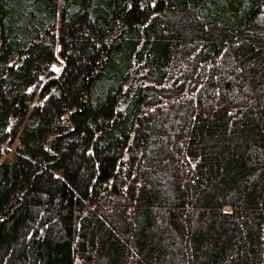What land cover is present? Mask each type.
<instances>
[{
  "label": "trees",
  "instance_id": "trees-1",
  "mask_svg": "<svg viewBox=\"0 0 264 264\" xmlns=\"http://www.w3.org/2000/svg\"><path fill=\"white\" fill-rule=\"evenodd\" d=\"M0 264H264V0H0Z\"/></svg>",
  "mask_w": 264,
  "mask_h": 264
},
{
  "label": "rangeland",
  "instance_id": "rangeland-1",
  "mask_svg": "<svg viewBox=\"0 0 264 264\" xmlns=\"http://www.w3.org/2000/svg\"><path fill=\"white\" fill-rule=\"evenodd\" d=\"M231 3H232V1H231ZM232 4H235V3H232ZM56 69H58V68H56ZM56 72H58L57 70H55Z\"/></svg>",
  "mask_w": 264,
  "mask_h": 264
},
{
  "label": "snow or ice",
  "instance_id": "snow-or-ice-1",
  "mask_svg": "<svg viewBox=\"0 0 264 264\" xmlns=\"http://www.w3.org/2000/svg\"><path fill=\"white\" fill-rule=\"evenodd\" d=\"M55 70H57V71H58V69H55Z\"/></svg>",
  "mask_w": 264,
  "mask_h": 264
}]
</instances>
